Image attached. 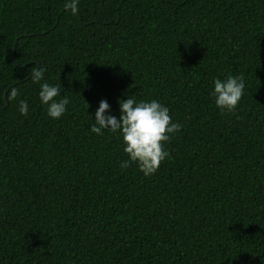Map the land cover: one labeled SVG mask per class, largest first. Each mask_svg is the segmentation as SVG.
Masks as SVG:
<instances>
[{"label": "trees", "instance_id": "trees-1", "mask_svg": "<svg viewBox=\"0 0 264 264\" xmlns=\"http://www.w3.org/2000/svg\"><path fill=\"white\" fill-rule=\"evenodd\" d=\"M64 3L0 0V264H264V0ZM227 75L245 82L232 112L210 95ZM128 96L182 125L149 176L121 169L118 130L90 131Z\"/></svg>", "mask_w": 264, "mask_h": 264}, {"label": "clouds", "instance_id": "clouds-1", "mask_svg": "<svg viewBox=\"0 0 264 264\" xmlns=\"http://www.w3.org/2000/svg\"><path fill=\"white\" fill-rule=\"evenodd\" d=\"M78 0H65L63 7L75 11ZM42 65H36L28 72L29 79L34 83L43 79ZM210 95L214 97L215 106L222 112L235 110L245 87L240 75H227L223 79L213 78ZM61 87L48 82L41 83L38 96L42 105L46 106V114L53 118H60L66 111L69 97L61 95ZM18 90L13 86L6 91V100H14ZM18 111L26 115L28 103L19 100ZM88 107V104H87ZM119 117L114 115L106 99H101L94 110V123L90 125L92 133L101 134L102 130L119 131L123 151L128 159L120 162L121 169L135 162L138 169L149 176L156 172L159 164L169 153L164 149L162 142L170 139L169 134L178 132L182 125L174 122L169 115V108L156 99L137 100L128 96L118 98Z\"/></svg>", "mask_w": 264, "mask_h": 264}]
</instances>
